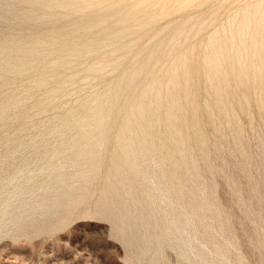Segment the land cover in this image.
<instances>
[{"label": "rangeland", "instance_id": "obj_1", "mask_svg": "<svg viewBox=\"0 0 264 264\" xmlns=\"http://www.w3.org/2000/svg\"><path fill=\"white\" fill-rule=\"evenodd\" d=\"M29 1L0 0V56L11 39L18 44L49 40L55 49L45 51L37 60L21 53L15 64L0 65V105L11 99L9 109L0 111V264H264V83L260 85L264 57L253 55L257 66L238 73L236 60L229 57L232 52H223L227 56L220 60L226 74L216 76L207 75L210 68L202 60L205 42L214 32H220L229 21H241L238 17L247 8L252 11L258 0H74L72 12L63 16H57L62 11L60 6L48 8ZM25 12L34 15L27 19ZM97 16L100 19H95ZM67 37L80 45L82 49L76 47L83 55L77 50L69 55L56 48ZM234 43H239L237 33ZM256 46L262 48L260 43ZM150 47L156 48L150 65H141ZM181 60L188 64L185 81L183 66H178V82L166 84L167 70ZM16 65L19 71L13 69ZM133 65L141 67L136 83L124 89L123 81ZM41 76L43 82L38 84L35 80ZM117 80L122 93L115 111L120 114L105 117L109 118L104 119L106 129L92 137L93 125L83 128L79 123L96 106L98 96L113 84L111 81ZM143 89L147 100L158 94L162 101H168L169 90L179 95L185 116L181 126L191 137L187 148L193 162L174 164L178 154L167 156L170 153L156 146L162 127L144 133L149 139L147 145L153 140L149 150L140 148L137 141L132 143L139 176L136 193L144 189L141 195L151 207L148 227L127 237L117 229L114 216L96 209L107 181L110 153L117 146L115 135L110 133L113 131L108 134L107 130L115 128L113 119L122 116ZM198 135L206 139L202 147L197 144ZM96 137L97 142L86 141ZM168 148L176 152L173 145Z\"/></svg>", "mask_w": 264, "mask_h": 264}, {"label": "bare ground", "instance_id": "obj_2", "mask_svg": "<svg viewBox=\"0 0 264 264\" xmlns=\"http://www.w3.org/2000/svg\"><path fill=\"white\" fill-rule=\"evenodd\" d=\"M29 1V0H28ZM36 3L37 2H41L43 4H46L48 8H53V7H57V6H60V8H62V11H59L60 13L57 12V16H59L58 14H60V16H63V15H66L68 13V11L72 12L71 11V8L73 3H74V0H32V2ZM88 1V0H87ZM92 1V0H91ZM105 1H109V0H105ZM157 1V0H156ZM256 1V0H254ZM30 2V1H29ZM96 2V1H95ZM138 2V1H136ZM31 3V2H30ZM34 3V4H35ZM102 3H103V0H102ZM115 3V2H114ZM143 3V2H142ZM157 3V2H155ZM33 4V3H32ZM37 4V3H36ZM95 4V3H94ZM101 4V3H100ZM139 4V3H138ZM163 4V3H161ZM160 4V5H161ZM244 4V3H243ZM249 4V3H247ZM245 4V5H247ZM108 5V4H107ZM106 5V6H107ZM133 5H136V4H133ZM131 5V6H133ZM145 5V4H144ZM166 5V4H165ZM244 5V6H245ZM256 7L251 11H249V8H247L245 10V12L243 13L242 16H239L238 17V20L239 18L241 17V21H238L236 23L232 22V21H227L228 24L220 31V32H214L215 34L209 38V41L207 42L206 39H205V45H204V51H203V54H202V60H203V65L205 67H209L210 68V71H207V75L209 74H214V76L216 75H222V74H226L224 69H222L224 66L221 64V58L227 56V55H224L223 52H227L226 54L229 55V53L232 52L233 55H230L229 57L232 56V58H234L236 60V65L237 67L240 69L238 73H244V71L247 69V68H251V67H256V62L253 61V55H257L260 56V57H264V0H258L256 1ZM155 6V5H154ZM240 6V5H239ZM239 6H237L239 8ZM236 7V6H235ZM109 8V7H108ZM131 8V7H130ZM129 8V10H130ZM166 8V7H164ZM174 8V7H173ZM233 8V7H232ZM231 8V9H232ZM237 8V9H238ZM242 8V7H241ZM74 9V8H73ZM100 9V8H99ZM114 9V8H113ZM123 9V8H122ZM121 9V10H122ZM151 9V8H150ZM31 10V9H30ZM29 10V12H31ZM80 10V9H79ZM110 10V9H108ZM135 9H133L131 12H134ZM138 10V8H137ZM230 10V9H229ZM228 10V11H229ZM234 11L236 9H233ZM243 10V8H242ZM33 11V10H32ZM145 11V10H144ZM143 11V12H144ZM241 11V10H240ZM22 12V11H21ZM29 12H25L26 14L23 15L24 18H27V19H31L32 15L31 13ZM101 12V11H100ZM116 12V11H115ZM127 12V11H125ZM150 12V11H148ZM231 12V10H230ZM33 13V12H32ZM96 13V12H95ZM141 14V12H138ZM159 13V12H158ZM161 13V12H160ZM233 13V12H232ZM54 14V13H53ZM116 14V13H114ZM123 14V13H122ZM156 14V13H155ZM113 15V14H112ZM111 15V17H112ZM128 15V14H126ZM124 15V16H126ZM130 15V14H129ZM149 15V14H148ZM227 15V14H226ZM239 15V14H238ZM56 16V15H55ZM68 16V15H67ZM107 16V15H106ZM133 16V15H132ZM142 17H145L143 15H141ZM186 16V15H185ZM230 16V15H229ZM110 17V18H111ZM140 17V16H138ZM149 17V16H148ZM188 17V16H187ZM207 18V16H205ZM55 18V17H54ZM58 18L59 20V17H56ZM62 19L61 22H64L62 21L64 17H61ZM100 17L97 16L95 17V19H97ZM119 18V17H118ZM151 18V17H150ZM224 18V17H223ZM226 19L228 17H225ZM225 18L223 20H225ZM36 19V18H35ZM93 19V18H92ZM205 19V18H204ZM26 20V19H25ZM56 20V19H55ZM98 20V19H97ZM116 21V19H113ZM125 20V19H124ZM144 20V19H143ZM211 20V19H210ZM219 20V19H218ZM230 20V19H229ZM254 20V22H252ZM41 21V20H40ZM39 21V23H40ZM139 21V20H137ZM199 21V20H197ZM57 22V21H56ZM120 22V21H119ZM151 22V21H149ZM221 22V21H220ZM226 22V23H227ZM42 23V22H41ZM40 23V24H41ZM47 23V22H45ZM58 23V22H57ZM142 23V22H141ZM143 23H146L143 21ZM207 23V22H206ZM210 23V22H209ZM225 23V22H223ZM49 24V23H48ZM61 24V23H60ZM130 24V23H129ZM139 24V23H137ZM135 24V25H137ZM42 26H44V24H41ZM47 26V24H45ZM121 25V24H120ZM134 25V24H133ZM62 26V24L60 25ZM77 26V25H76ZM197 26V25H196ZM219 26V25H218ZM130 27V26H128ZM151 27V26H150ZM198 27V26H197ZM46 28V27H45ZM149 28V27H148ZM191 28V27H190ZM214 29V28H213ZM43 30V29H42ZM48 29H46L47 31ZM63 30V29H62ZM60 30V31H62ZM135 29H133L132 31H134ZM150 30V29H149ZM179 30V29H178ZM218 30V29H217ZM40 31V30H39ZM45 31V34L48 33ZM210 31V30H209ZM216 31V30H215ZM41 32V31H40ZM64 31H62L63 33ZM74 32V31H73ZM147 32V30H146ZM156 33V31H154ZM174 32V31H173ZM61 33V34H62ZM66 33V32H64ZM69 33V32H68ZM122 33V32H121ZM154 33V34H155ZM180 33V32H179ZM237 33L238 34V38H239V43L236 44L234 43V34ZM42 35V33H39ZM111 34H114V33H111ZM134 34V33H133ZM151 34V33H150ZM153 34V35H154ZM172 34V33H171ZM209 34V33H208ZM213 34V33H211ZM44 35V34H43ZM137 35V34H135ZM141 35V34H140ZM194 35V34H193ZM67 36V34H66ZM69 36V35H68ZM156 36V35H155ZM14 37V36H13ZM106 37V36H105ZM150 37V36H149ZM15 38V37H14ZM192 38V37H191ZM134 39V38H133ZM237 39V37H236ZM136 40V39H134ZM177 40V39H176ZM175 40V41H176ZM49 41V40H48ZM45 42L43 40H38V41H35V42H31V43H28V44H18L17 42H15L14 40L11 39V41L7 42L6 43V46L4 47V53L2 56H0V65L2 64H11L14 62V59H16V56L18 54H21V53H29L31 55V59L30 60H37L38 59V56L42 55V53H44L45 51L47 50H50V49H55V47H53L51 41L49 42ZM75 41V40H74ZM102 41V40H101ZM105 41V40H104ZM155 41V40H154ZM174 41V42H175ZM180 41V40H179ZM204 41V40H203ZM62 42V41H61ZM112 42H115V41H112ZM88 43V42H87ZM124 43V42H123ZM128 43V42H127ZM136 43V42H135ZM181 43V42H180ZM257 43H260L262 45V48L261 49H257V46L256 44ZM81 44V43H80ZM83 44V43H82ZM108 44V43H107ZM121 44V43H120ZM125 44V43H124ZM156 44V43H155ZM172 44V43H171ZM169 44V45H171ZM174 44V43H173ZM204 44V43H202ZM56 45V44H55ZM54 45V46H55ZM60 46H57L56 48H60V49H63L64 52H70L69 55H71L72 52H75L78 48L79 49H82L80 47V45H78L77 43L73 42L72 40H70V38H66V39H63V42L61 44H59ZM104 45V44H103ZM153 45V43L151 44ZM78 48H77V47ZM83 46V45H82ZM85 46V45H84ZM86 46H88L86 44ZM95 46V44L93 45ZM122 46V45H121ZM134 46V45H133ZM149 46V45H147ZM164 46V45H162ZM190 46V45H189ZM91 47V46H89ZM116 47V46H115ZM120 47V46H118ZM124 47V46H123ZM137 47V46H136ZM170 47V46H169ZM132 48V47H131ZM151 48V47H150ZM148 49L147 53H143L145 54L144 56L141 55L140 57L143 56V59L140 61L141 62V65H147V63L150 61L151 57L153 56V53L156 52L154 51L156 48L153 49V47ZM188 48V47H187ZM193 48H194V45H193ZM201 48V46H200ZM99 49V48H98ZM97 49V50H98ZM135 49V48H134ZM165 49V47L163 48ZM163 49H160V52L163 53L164 50ZM170 49V48H167V50ZM185 49V48H184ZM3 50V49H1ZM94 50V49H93ZM102 50V49H101ZM190 50V49H189ZM203 50V49H202ZM202 50L199 49V51L202 53ZM78 51V50H77ZM82 50H79L78 52H81ZM107 51V50H106ZM112 52V50H110ZM115 51V49H114ZM133 51V50H130V52ZM145 51V50H144ZM170 50H168L169 52ZM198 51V52H199ZM93 52V51H92ZM136 52V51H134ZM138 52V51H137ZM140 52V51H139ZM166 52V51H165ZM2 53V52H1ZM104 53V52H103ZM109 53V52H108ZM126 53V52H125ZM186 53H190L189 52H186ZM122 54V53H121ZM165 56H166V53H164ZM179 54V53H178ZM198 54V53H197ZM57 55V54H56ZM81 55H83V53L81 52ZM21 56V55H20ZM19 56V57H20ZM39 56V57H40ZM119 56V55H118ZM117 56V57H118ZM186 56V55H185ZM193 56V55H192ZM195 56V55H194ZM200 56V54H199ZM80 57V56H79ZM106 57V56H105ZM155 57V56H154ZM182 57V56H180ZM191 57V56H190ZM42 58V57H40ZM96 58V57H95ZM101 58V57H100ZM104 58V57H103ZM200 59V57H198ZM20 59V58H19ZM18 59V60H19ZM115 59V58H114ZM187 59H191V58H187ZM187 59H186V62H187ZM196 59V58H194ZM41 60V59H40ZM68 60V59H66ZM95 60V59H94ZM110 60V59H109ZM161 60V59H160ZM175 60V59H174ZM179 60V59H178ZM262 60V59H261ZM23 61V60H21ZM100 61V60H99ZM108 61V60H107ZM121 61V60H120ZM170 61V60H169ZM193 61V60H192ZM200 61V60H199ZM224 61V60H223ZM234 61V60H233ZM20 62V61H19ZM36 62H39V61H36ZM112 62V61H110ZM183 62V60H181V62L179 63H175L171 66V68L169 70H167V79L165 80L166 81V84L168 85H174L176 84V82H178V74H177V67L178 66H183V69L184 71H182V74H183V77H184V81H185V78H186V75L188 74L187 73V70H186V65L188 66L187 63L189 62ZM191 62V61H190ZM198 62V61H197ZM105 63V62H103ZM261 63V62H260ZM263 63V62H262ZM15 64V62L13 63ZM63 64V63H62ZM117 64V63H116ZM134 64V63H133ZM150 65V63H148ZM163 64V63H162ZM168 64V63H167ZM202 64V63H200ZM1 65V66H2ZM6 65V66H8ZM22 65V64H21ZM24 65V64H23ZM104 65V64H103ZM109 65V64H107ZM132 65V64H131ZM140 65V64H139ZM0 66V68H1ZM10 66V65H9ZM15 66V65H12V67ZM18 65H16V67H14L13 69L14 70H18L19 71V68L17 67ZM110 66V65H109ZM113 66V65H112ZM168 66V65H167ZM228 66V65H227ZM261 67V65H259ZM20 67V65H19ZM101 67V66H100ZM108 67V66H107ZM128 67V66H127ZM125 67V68H127ZM145 67V66H143ZM193 67L195 68V66L193 65ZM231 67V66H230ZM234 67V66H233ZM91 68L93 69V66H91ZM95 68V67H94ZM114 69V67H112ZM141 67L140 66H137V67H131L129 70H128V74L127 76L125 77L124 79V89L128 88V86L130 84H134L136 83V79L138 77V71H140ZM192 68V69H194ZM23 69V68H22ZM44 69V68H43ZM128 69V68H127ZM126 69V70H127ZM146 69V68H145ZM196 69V68H195ZM226 69V68H225ZM231 69V68H230ZM256 69V68H254ZM100 70V69H99ZM104 70V69H102ZM165 70V68H164ZM190 70V69H189ZM261 70H263V68H261ZM22 71V70H21ZM98 71V70H97ZM144 71V70H143ZM193 71V70H192ZM196 71V70H195ZM103 72V71H102ZM122 72L121 71V75H122ZM201 72V71H200ZM205 72V71H203ZM231 72V71H230ZM236 73V71H234ZM251 73V71H249ZM44 73V72H43ZM161 75L163 74V72H160ZM237 73V74H238ZM250 73H249V76H250ZM261 73V72H260ZM101 74V73H100ZM193 74V72H192ZM229 73H227L228 75ZM264 74V73H263ZM262 74V75H263ZM99 75V74H98ZM53 76V75H52ZM55 76V75H54ZM120 76V74H119ZM164 76V75H163ZM235 74H233L232 77H234ZM118 77V76H117ZM252 77V76H251ZM259 77V76H258ZM86 77H84L85 79ZM121 78V77H120ZM244 78V77H243ZM242 78V79H243ZM255 78V77H254ZM117 79V78H116ZM140 79V78H139ZM259 79V78H258ZM47 80V79H46ZM114 80V79H113ZM120 80V79H119ZM180 80V79H179ZM188 80V79H187ZM206 80V79H205ZM219 84L221 82V79H219ZM252 80V79H251ZM257 80V79H255ZM38 84L42 83L43 82V77H39L37 78V80H35ZM141 81V80H139ZM162 81V79L160 80ZM164 81V82H165ZM181 81V80H180ZM228 81V80H227ZM241 81V80H239ZM246 81V80H245ZM262 83H260V85H263L264 83V76L262 78ZM117 82H120V81H114L111 83H113L110 87H108L107 91L103 94H100L98 96V99H97V104L96 106L93 108V109H90L86 116L84 115V117H86L85 119L81 118V120L83 119V121H81L79 124H81V126L83 128H86L88 126H92L93 125V128L91 129V134H92V137L94 136H97V134L101 131H103L106 126V120L109 119H105V117H108V116H111L113 115L114 112H117L118 111H115L118 107L117 105H119V95L122 93H120V90H122V87H118V84ZM134 82V83H133ZM163 82V83H164ZM216 82V81H215ZM257 82V81H256ZM139 83V82H138ZM144 83V82H142ZM162 83V82H161ZM258 83V82H257ZM108 85H110V83L108 82L107 83ZM121 84H123L121 82ZM165 84V83H164ZM185 84V83H184ZM35 85V84H34ZM181 85V84H180ZM40 86V85H39ZM136 86V85H135ZM216 86V84L214 85ZM224 86H226V84H224ZM257 85L254 86V88L256 87ZM62 87V86H61ZM139 84H138V88H139ZM170 87V86H169ZM114 88V89H113ZM174 88V87H172ZM180 88V87H179ZM183 88V87H181ZM220 88V87H219ZM223 88V87H222ZM261 88V87H260ZM259 88V89H260ZM136 89V88H135ZM145 89V88H144ZM143 89V90H144ZM177 89V88H176ZM216 89H218V86L216 87ZM256 89V88H255ZM138 90V89H137ZM143 90H140L136 95L137 97L136 98H132L133 99V102L132 104H130V106L128 108H126V110L124 111V114L122 116H119L118 113V117L117 118H114L113 121L114 122H111V123H115L116 126L114 125V129L111 130L110 127L109 129L110 130H107L108 131V134H113L115 135V139L114 141L116 142L117 146L114 147L113 145V150L111 151L110 153V162H109V167L107 168V181L106 183L104 184V186L102 185V190H101V193H100V198L97 202V211L98 212H107L108 215L110 216H114L116 218V227L118 230L121 231V233L127 237H132V236H135V235H138L142 229L144 227H148V225L150 224V221H149V213H150V202L146 201V199L143 197L144 195H141V193H144L143 192V188L142 187L141 189L143 190H140V194L136 193V189L137 188V185H138V180H139V176H138V172H137V168L134 166L136 163H135V160L134 158H132V154L135 153L133 152L132 153V150L133 148L131 147L132 143L134 144V141H137L139 144H141V147L142 149H146L149 150L152 146H151V143L153 140L150 139V148L148 149L147 146V143L149 141V139L147 140L146 138H144V133L146 135V133L148 131H152V129L154 128H157V127H162L163 128V134H161L160 137L157 138L156 140V143L159 147L160 150H164L166 153H170V154H167L170 155V156H173L174 157L178 154V157H175L174 158V164H180L181 162H185L186 160L188 161H191L193 162V157H192V153L188 150L189 147L187 148V144H188V141L189 139V136H188V133H186V131H184L182 129V126L181 124L182 123V120L183 118V113L182 112L183 110H181L180 106H181V103L179 101V95L178 94H173L172 91L173 90H169V92L166 93V96L169 98L168 101H162L160 99V96L155 95L151 98H149L148 100L146 99V97H144V93ZM181 90V89H180ZM221 90V89H220ZM223 90V89H222ZM221 90V91H222ZM148 91H150V89H148ZM189 91V90H187ZM192 91V90H190ZM218 91V90H216ZM263 91V90H261ZM126 92V91H125ZM132 92V91H130ZM165 92V91H164ZM101 93V92H100ZM262 93V92H260ZM95 94V93H94ZM98 94V93H97ZM124 94V92H123ZM149 95V93H147ZM183 94V92H182ZM187 94V93H186ZM219 94V93H218ZM216 94V96L218 95ZM154 95V94H152ZM191 95V94H190ZM222 95V94H221ZM13 96V95H11ZM97 96V95H96ZM122 96V95H121ZM131 96V95H130ZM215 96V97H216ZM8 97V96H7ZM94 97V96H93ZM92 97V98H93ZM183 97V96H182ZM188 97V96H187ZM192 97V96H191ZM214 97V98H215ZM241 97V96H240ZM87 98V97H86ZM94 98H97V97H94ZM93 98V99H94ZM148 98V97H147ZM222 98H225L224 96H222ZM6 99V98H5ZM146 99V100H145ZM183 99V98H181ZM243 99V97L241 98ZM11 99H8L7 101H5L3 104L0 105V111H4L5 108H8L7 107L9 105V103L11 102L10 101ZM167 100V99H166ZM190 100V99H189ZM221 100H224V99H221ZM264 100V99H263ZM88 101V100H87ZM91 101V100H90ZM217 101V100H216ZM182 102V100H181ZM219 102V101H218ZM1 103V102H0ZM184 103V102H183ZM189 103V102H188ZM192 103V102H191ZM222 102L219 103V105H222L221 104ZM229 103V102H227ZM84 104V103H83ZM117 104V105H116ZM129 104V103H128ZM186 104V103H184ZM190 104V103H189ZM217 104V103H216ZM227 105V104H226ZM83 106V105H82ZM91 106V105H90ZM115 106L117 108H115ZM211 106V104H210ZM209 106V107H210ZM214 106V105H213ZM212 106V107H213ZM218 106V105H217ZM223 106V105H222ZM86 107V105H85ZM93 107V106H91ZM126 107V106H125ZM206 107V106H205ZM231 107V105H230ZM88 108V107H87ZM189 108V107H188ZM190 108H193V106ZM214 108V107H213ZM84 109L85 111V108H82ZM194 109V108H193ZM217 109V107L215 108ZM225 109V108H224ZM229 109V108H228ZM227 109V110H228ZM122 110V109H121ZM207 110V108H206ZM211 110V109H210ZM220 110V108H219ZM226 110V111H227ZM231 111V109H229ZM228 110V111H229ZM87 111V109H86ZM190 111H194V110H190ZM189 111V112H190ZM212 111V110H211ZM215 111V110H214ZM218 111V110H217ZM6 112V111H5ZM75 112V111H73ZM123 112V111H121ZM1 113V112H0ZM3 113V112H2ZM81 113V112H80ZM213 113V112H212ZM82 114V113H81ZM85 114V112L83 113ZM216 114V113H215ZM227 114V112H226ZM74 116L76 114H73ZM225 116V114H223ZM230 115V114H228ZM212 116V115H211ZM71 117V116H70ZM188 117V116H186ZM229 117V116H228ZM232 117V116H231ZM73 118V117H72ZM113 118V116L111 117ZM191 118V117H190ZM197 118V117H196ZM104 119H105V122H104ZM192 119V118H191ZM214 119V117H213ZM221 119V118H220ZM188 122L190 121L189 119H187ZM222 120V119H221ZM226 120V119H225ZM229 120V119H228ZM74 121V120H72ZM193 121V119H192ZM191 121V122H192ZM213 121V120H212ZM232 122V121H230ZM218 123V122H217ZM216 123V124H217ZM67 124V123H66ZM191 126H192V123H190ZM189 124V125H190ZM188 125V126H189ZM199 125V124H198ZM232 125V124H230ZM187 126V127H188ZM217 126V125H216ZM64 127V126H63ZM66 127V126H65ZM64 127V128H65ZM113 127V126H112ZM193 127V126H192ZM233 127V126H232ZM190 128V127H188ZM236 128V126H235ZM159 129V128H157ZM156 129V130H157ZM187 129V128H186ZM221 130V129H220ZM240 130V129H239ZM87 131V130H85ZM110 131H113V132H110ZM188 131V130H187ZM190 131V130H189ZM110 132V133H109ZM80 133V132H79ZM87 133H90L87 132ZM190 133V132H189ZM198 133V132H196ZM239 134V133H237ZM82 135H85V134H82ZM113 135H108V136H113ZM190 135V134H189ZM236 135V134H235ZM99 136V135H98ZM139 136H142V138H139ZM81 137V136H80ZM196 137V136H195ZM227 137V136H226ZM76 138V137H75ZM86 138V136H85ZM98 137H96V139H90V140H86V141H91L90 143L92 144L93 141L97 142ZM110 138V137H109ZM152 138V137H151ZM221 138V137H219ZM225 138V137H223ZM227 139V138H226ZM77 140V139H76ZM205 140L203 137L201 136H197V144L198 146H203L205 144ZM155 141V140H154ZM223 141V140H222ZM76 142V141H75ZM241 142V141H240ZM72 143V142H71ZM82 143V142H81ZM88 143V142H87ZM100 142H98L97 144H99ZM137 143V144H138ZM74 144V143H73ZM153 144V143H152ZM192 144V143H191ZM69 145V144H68ZM101 145V144H100ZM136 145V144H135ZM169 145H173L174 148H175V151L176 152H172V150H169L168 146ZM206 146V145H205ZM96 147V145L94 146ZM131 147V148H130ZM194 147V145H193ZM79 148V147H78ZM82 148V147H80ZM139 148V149H140ZM190 148H192L190 146ZM195 148V147H194ZM69 149V148H67ZM75 149V148H73ZM155 149V148H154ZM238 149V148H237ZM95 150V149H94ZM93 150V151H94ZM98 150V149H96ZM93 151H92V154H93ZM99 151V150H98ZM153 151V150H152ZM192 151V150H191ZM72 152H75V151H72ZM80 152V151H79ZM151 152V150H150ZM155 152V151H154ZM159 152V151H158ZM78 153V151H77ZM89 152H87L86 154H88ZM179 153L181 154L182 153V156L179 157ZM84 154V153H82ZM85 154V155H86ZM152 154V153H151ZM165 154V153H164ZM154 155V154H153ZM157 155V154H156ZM160 155V154H158ZM82 156V155H81ZM78 157V156H77ZM83 157H85L83 155ZM96 157V155L94 156ZM145 157V155H144ZM153 157V156H152ZM157 157V156H156ZM164 157V156H163ZM166 157V156H165ZM164 157V158H165ZM79 158V157H78ZM177 158H181V159H177ZM97 159V158H96ZM144 159V158H142ZM160 159V158H158ZM173 158H171L172 160ZM154 160V159H153ZM152 158L150 161H153ZM162 160V159H161ZM97 162V161H96ZM162 162V161H161ZM166 162V161H165ZM173 162V161H172ZM88 163V162H87ZM163 163V162H162ZM196 163V162H195ZM166 164V163H165ZM186 164V163H185ZM106 167V166H105ZM161 167V166H160ZM162 170V169H161ZM60 171V170H58ZM57 171V172H58ZM63 171V170H62ZM171 172V171H170ZM82 173V172H81ZM56 174V173H54ZM59 175V174H57ZM66 175V174H64ZM63 175V176H64ZM78 175V173L76 174ZM80 175V174H79ZM142 176V175H141ZM66 177V176H65ZM74 177V175H73ZM143 177V176H142ZM59 178V177H58ZM63 178V177H62ZM172 178V177H171ZM54 179V178H53ZM78 179V178H77ZM80 179V178H79ZM91 179V178H90ZM142 179V178H140ZM66 180V179H64ZM71 180V179H70ZM85 180V179H84ZM173 180V179H172ZM59 181V180H58ZM170 181V180H169ZM181 181V180H180ZM60 182V181H59ZM62 182V180H61ZM184 182V181H183ZM65 184L67 182H64ZM70 183V182H69ZM175 183V182H173ZM83 184V183H82ZM81 184V185H82ZM51 185V184H50ZM64 185V184H63ZM49 186V184H48ZM47 186V188H48ZM55 186V185H53ZM74 186V185H72ZM80 186V185H79ZM58 188V185L56 186ZM67 187V186H66ZM75 187V186H74ZM78 187V186H76ZM101 188V186H100ZM125 188V190H124ZM61 189V188H60ZM67 189H72V187H69ZM99 189V188H98ZM178 189V188H177ZM50 190V189H49ZM54 190V189H53ZM57 190V189H55ZM64 190H66L64 188ZM181 190V189H180ZM124 191V192H123ZM46 194H47V191H45ZM50 192V191H48ZM69 192V191H67ZM73 192V191H72ZM139 192V191H138ZM51 193V192H50ZM56 193V192H54ZM70 193V192H69ZM146 193V192H145ZM182 193V192H181ZM64 194V193H62ZM67 194V193H66ZM148 194V193H147ZM49 195V193H48ZM53 195V194H52ZM57 195V194H55ZM69 195V194H67ZM146 195V194H145ZM51 196V195H50ZM66 195L62 196V197H65ZM67 197V196H66ZM70 197V196H69ZM56 198V197H55ZM77 198V197H75ZM46 199V198H45ZM62 199V198H61ZM44 200V199H43ZM53 200V199H52ZM57 200V199H56ZM66 200V199H64ZM73 201V200H71ZM46 202V201H44ZM52 202V201H51ZM50 202V203H51ZM56 202V201H55ZM69 202V201H68ZM79 202V201H78ZM67 203V202H66ZM71 203V202H69ZM54 204V203H53ZM61 204V203H59ZM191 204V203H190ZM51 205V204H49ZM65 205V204H64ZM62 205V206H64ZM47 206V205H46ZM55 206V205H53ZM52 206V207H53ZM74 205L72 204L71 207H73ZM195 206V205H193ZM33 206H31L32 208ZM47 207H50L51 206H47ZM66 207V206H65ZM201 207V205L199 206ZM30 208V209H31ZM35 208V207H34ZM48 208V209H50ZM55 208V207H54ZM43 209V208H42ZM69 209V208H68ZM95 209V208H94ZM39 210V209H37ZM51 210V209H50ZM53 210V209H52ZM56 210V209H55ZM64 210V209H63ZM153 210V209H152ZM44 211V210H42ZM48 211V210H46ZM44 211V212H46ZM200 211V210H198ZM33 213L35 212L34 210L32 211ZM31 212V213H32ZM40 212V211H39ZM65 212V211H64ZM63 212V213H64ZM69 212V211H68ZM36 213V212H35ZM44 214V213H43ZM49 214V213H48ZM58 214V213H56ZM66 214V213H64ZM191 214V212H190ZM34 215V214H32ZM42 215V214H41ZM63 215V214H61ZM44 216V215H43ZM48 216V215H47ZM34 218V216H32ZM39 217V216H37ZM46 217V216H45ZM50 217V216H49ZM61 217V216H59ZM32 218V219H33ZM64 218V217H63ZM44 219V218H42ZM31 220V219H30ZM48 220V219H47ZM154 220V219H153ZM28 221V220H27ZM32 221V220H31ZM30 221V222H31ZM34 221V220H33ZM37 221V220H36ZM43 222V221H42ZM41 222V223H42ZM114 222V221H113ZM40 223V224H41ZM50 224V223H49ZM31 225V224H30ZM44 225H45V222H44ZM24 226V225H23ZM40 228V227H39ZM50 228V227H49ZM156 228V227H155ZM23 231V230H22ZM37 232V231H35ZM145 232V231H144ZM151 232V231H150ZM158 233V232H157ZM161 234V233H159ZM120 236V235H119ZM138 237V236H137ZM148 237V236H146ZM158 238V237H157ZM154 239H156L154 237ZM211 239V238H210ZM127 242H129V239L127 240ZM151 243V242H150ZM162 244V243H161ZM163 246V245H162ZM157 247V246H155Z\"/></svg>", "mask_w": 264, "mask_h": 264}]
</instances>
